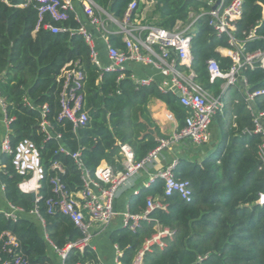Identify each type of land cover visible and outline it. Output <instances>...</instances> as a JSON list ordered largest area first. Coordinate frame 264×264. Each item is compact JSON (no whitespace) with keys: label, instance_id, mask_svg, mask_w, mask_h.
<instances>
[{"label":"trees","instance_id":"trees-1","mask_svg":"<svg viewBox=\"0 0 264 264\" xmlns=\"http://www.w3.org/2000/svg\"><path fill=\"white\" fill-rule=\"evenodd\" d=\"M108 13L122 20L132 0H93ZM156 4L154 18L142 21L167 30L179 22L188 23L198 17L191 52L192 71L196 81L214 96L221 95L224 109L215 117L221 140L212 157L194 163L179 160L176 178L188 182L192 192L190 202L177 193L166 196L163 181L143 188L129 201L128 212L144 213L148 200L166 205L150 214L151 222L143 221L141 228L132 231L119 228L110 232L111 242L119 248L120 264H133L146 240L157 233V227L173 232L164 249L146 253L143 264H264V207L256 204L264 193V169L259 155L260 137L250 135L255 125L246 97L240 85L222 92L224 81L211 82L207 62L216 60L226 72L232 59L219 49L234 50L228 37H218L209 25L206 13L210 2L216 0H139L133 18L140 20L145 2ZM232 0H225L228 5ZM0 0V94L7 103L11 145L14 148L24 139L32 140L41 153L45 178L39 190V202L23 193V181L12 165V156L1 154L0 184L4 199L23 209L17 222L0 214V264L12 262L16 255L28 264H56L53 255L82 238L81 233L58 209L49 211L47 202L58 200L53 180L58 179L69 196L80 193L84 180L72 154L80 152L84 167L95 177L103 164L115 173L125 170L121 146L128 145L135 163L141 162L166 138L149 112L153 99L162 101L174 115L179 129L184 125L188 110L173 93H161L156 85L138 87L128 72H105L90 57V48L79 35L54 34L40 27L37 2L31 0ZM46 22H51L46 16ZM77 29L79 24L71 13L65 23H54ZM235 37L245 40L254 31L257 39L245 44L246 53L264 51V0H243L242 17L237 21ZM112 44L125 50L121 36ZM70 63H78L84 80L80 93L88 114L84 126L74 130L73 124L60 120L63 83L58 82ZM244 77L250 93L264 90V69H245ZM30 103L32 108L28 105ZM254 108L264 111V94L255 97ZM48 106L46 120L54 134L61 139H48L41 127L43 106ZM67 152H61V148ZM61 170H54V164ZM37 208L41 221L31 214ZM45 233L47 237H45ZM13 236L17 245L9 241ZM64 264H99L91 247L83 251L72 249Z\"/></svg>","mask_w":264,"mask_h":264},{"label":"built area","instance_id":"built-area-1","mask_svg":"<svg viewBox=\"0 0 264 264\" xmlns=\"http://www.w3.org/2000/svg\"><path fill=\"white\" fill-rule=\"evenodd\" d=\"M38 10V25L40 27L57 33H69L71 35L81 36L90 48V57L92 62L105 72H124L128 64H143L154 68L161 76L168 79L170 86L168 88L157 86L161 93L179 92L177 96L181 104L188 110L183 127L170 137L159 140L158 147L153 150L141 162L135 163L134 154L128 145L121 146V156L124 161L125 170L115 173L107 164L103 163L92 177L90 172L84 167L80 152L72 154L73 159L82 173L84 180L83 190L76 194L78 197L69 196L65 187L60 184L58 179L52 181L54 192L58 194V200L50 199L47 202L49 211L58 209L61 213L67 215L77 227L82 238L69 244L63 250H56L60 264H64L68 253L72 249L83 251L86 247L95 250L93 241L95 233L93 227L100 225L106 229L111 225L117 216L114 204L119 191L134 177H136L147 166L158 161L163 151L179 145L183 142H190L196 146H203L209 143L211 139L210 129L214 123L215 117L223 112L224 103L221 95L214 96L200 85L192 71L193 55L191 52L193 34L196 29L198 17H192L188 23L179 22L175 29L167 30L155 24H145L133 15L138 7L139 0H132L129 4L126 14L122 20L108 13L105 9L97 5L93 0H35ZM217 1V0H216ZM215 2H210L211 10L206 13L209 17V25L215 30L218 37H228L229 44L234 50H228V57L232 59L231 68L224 72L219 63L211 59L207 62V70L211 82L218 79L224 81L222 92L232 86L240 85L249 104V110L253 119L255 128L248 131L250 135L260 137L259 155L264 169V111H258L254 108L255 97L264 94V90L250 93L248 91V82L243 75L245 69H255L257 67L264 69V51L255 53H246L245 44L257 39L252 31L245 40H238L235 37L237 30V21L242 17L243 0H232L228 5L223 0L222 4L212 10ZM31 0H24L19 7H26ZM77 5L81 8L86 17L83 21L80 13L77 11ZM79 24L77 29H71L67 26H58L54 23H65L69 20L70 14ZM46 16H49L51 22H46ZM89 26L97 30L103 39L109 60L108 65H103L99 51L95 42V35L89 29ZM114 36H121L125 45V50L116 48L111 39ZM132 82L138 87H151L155 85L154 79L149 77L139 78L130 74ZM84 80L83 72L78 63H70L62 71L58 82L63 83V92L61 95L60 120H67L73 124L74 130L84 126L88 120V114L83 107V95L80 93ZM31 107L32 105L28 103ZM32 108V107H31ZM48 106H43L41 110V127L46 133L48 139L55 138L60 140V135L54 134L49 122L46 120ZM172 119L173 116L170 115ZM14 121L13 117L7 115V103L0 94V125H4L5 133L0 144L1 154L12 156V165L17 173L23 177L19 188L26 194H37L36 203L39 202V190L45 178V171L41 164V153L39 148L30 139H24L17 143L13 148L11 145L10 125ZM61 152H67L61 148ZM178 161H174L166 168H158L150 176L145 188L149 189L158 181H163L164 192L166 196L177 193L183 200L190 202L192 192L188 182L177 180L175 170ZM1 168V165H0ZM54 170H61L59 164L55 163ZM4 191V186H1ZM139 194V191L134 193ZM256 204L264 207V193L259 195ZM157 209L166 210V205L158 200L149 199L147 208L142 214L133 215L127 212L124 214V227L132 231L141 228L142 222H151L150 214ZM23 209L8 203L5 210H0V214L6 218L17 222ZM32 215L37 217L43 223L38 209L35 208ZM10 243L16 244V240L10 234H7ZM45 237L47 234L45 233ZM173 232L169 229L157 227V233L146 240L142 250L139 252L133 264H143L146 253L152 252L155 248L164 249L166 240L172 239ZM118 260L122 252L116 246ZM2 264H28L20 255H16L12 262ZM100 264V263H99Z\"/></svg>","mask_w":264,"mask_h":264},{"label":"crops","instance_id":"crops-1","mask_svg":"<svg viewBox=\"0 0 264 264\" xmlns=\"http://www.w3.org/2000/svg\"><path fill=\"white\" fill-rule=\"evenodd\" d=\"M156 9V4L153 2H145V7L140 14L139 18L141 21H148L149 19L154 18ZM77 11L80 13L83 21L86 22V17L82 13L81 8L77 5ZM89 29L95 35V42L97 49L100 54L101 61L103 65H108L109 60L107 57V51L105 43L101 38L97 30L89 26ZM219 52L223 56L228 55L226 49H219ZM125 72L134 74L139 78L149 77L154 79L156 86H162L168 88L170 86L168 79L161 76L154 68L146 66L143 64H128L126 66ZM149 112L153 120L158 124L161 129L162 134L165 137H170L177 131H179V124L175 119L174 115L167 109V106L158 99H153L149 103ZM170 115L173 118H170ZM5 133L4 125H0V144L2 137ZM211 139L209 143L203 146H196L192 143L186 141L179 145L173 146L160 155L158 161L154 164L147 166L143 171H141L136 177L131 179L120 191L118 197L115 201L114 208L117 216L112 221L111 225L106 229H103L100 225H95L93 231L95 233L93 245L97 253L100 264H117L118 252L116 246L111 242L110 232L124 227V214L128 212L129 201L136 191H140L145 188L146 183L150 180V176L153 175L158 168H166L171 165L174 161L179 160H188L194 163H201L202 161L212 157L218 151L221 133L216 121L212 124L210 129ZM0 165H1V151H0ZM1 169V168H0ZM0 184V210H5L8 207V202L4 199V191L1 188ZM78 197V195H74ZM53 259L56 264H60L58 256L53 255Z\"/></svg>","mask_w":264,"mask_h":264},{"label":"water","instance_id":"water-1","mask_svg":"<svg viewBox=\"0 0 264 264\" xmlns=\"http://www.w3.org/2000/svg\"><path fill=\"white\" fill-rule=\"evenodd\" d=\"M223 0H217L215 5L212 7V10H216L221 4H222ZM242 94H244L243 90H241ZM176 95H179V92L177 90H175ZM32 200L33 202H36L37 200V194L36 193H32Z\"/></svg>","mask_w":264,"mask_h":264}]
</instances>
